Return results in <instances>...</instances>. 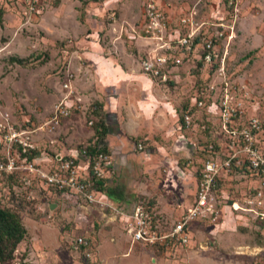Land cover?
<instances>
[{
  "label": "rangeland",
  "instance_id": "1",
  "mask_svg": "<svg viewBox=\"0 0 264 264\" xmlns=\"http://www.w3.org/2000/svg\"><path fill=\"white\" fill-rule=\"evenodd\" d=\"M152 13L162 25L156 36L146 32ZM187 36L190 52L178 44ZM210 41L219 58L203 63ZM164 55L169 82L143 69L145 60ZM111 62L129 72L123 83L105 80L102 69ZM226 84L264 130V0H0V206L27 230L4 264H264V220L256 213L264 214V201L251 205L254 212L231 207H246L263 178L238 165L223 171L213 192L218 214L194 220L187 245L161 249L128 234L127 215L141 204H151L171 230L197 203L203 163L226 160L220 116L209 110L219 96L211 88ZM108 98L119 102V124L107 117ZM59 107L69 116L56 124ZM189 108L192 123L182 128ZM104 127L114 131L115 146L105 141L113 165L104 190L121 192L123 200L89 204L49 187L37 170L48 172L72 148L94 146V130ZM124 136L126 147L116 148ZM18 140L39 151L36 162L23 157ZM31 164L34 172L26 169ZM80 236L87 251L71 249Z\"/></svg>",
  "mask_w": 264,
  "mask_h": 264
},
{
  "label": "built area",
  "instance_id": "2",
  "mask_svg": "<svg viewBox=\"0 0 264 264\" xmlns=\"http://www.w3.org/2000/svg\"><path fill=\"white\" fill-rule=\"evenodd\" d=\"M157 17L159 18L160 14L152 13L150 15L152 23L147 26L146 30L148 34L153 36H156L162 27ZM156 39L163 40L161 37H157ZM190 39V36L179 39L178 44L182 50L192 51L193 43ZM176 45L170 44V49L175 48ZM163 47H169V45ZM204 50L205 54H203L202 59H205V62L213 63L219 58L212 41L207 42ZM169 59L164 55V57H154L145 60L143 62L144 72L152 78L169 82L168 74L165 73ZM219 89L216 90L215 87H212L210 90L211 93L216 91L219 94L214 103L211 104L210 109H216L220 116L222 133L226 136L229 148L226 160L221 162L220 158H217V160L214 158L203 163L198 177L197 203L186 217L172 226L171 230H168L163 225L162 220L156 214H153L152 208L147 210L142 204L136 206L131 214L127 215L128 234L132 237L134 243L165 248L175 244L187 245L190 240V224L199 216L206 218L208 215L218 214L213 202V192L219 185V179L223 171H230L232 166L235 165L240 166L249 175L253 174L259 178H263V182H261L259 188L250 192L246 200V207L241 206L236 201L231 204L232 209L236 212H254L251 209L252 204L256 202L260 206L262 205L264 201V146H262L261 142V136L264 132L263 125L257 117L247 118L245 116L242 105L234 102L235 97L232 95L233 93L230 89L227 88V84ZM196 105L199 108L206 106L203 100H197ZM68 109L59 107L51 122L59 124L61 118L69 116ZM185 123L188 127L192 123V117L189 112L185 116ZM18 143L23 145L25 148L24 152L35 149L32 145L21 143L19 140ZM210 149L213 152L214 147H210ZM139 150H143L141 144L139 145ZM82 155L86 158L84 166H81L76 157L58 155L55 157V163L47 170L48 172H42L39 169L37 171L49 187L56 188L62 195H71L77 201L83 200L89 204H94L103 199V194L94 188L92 180L93 178L100 180L105 178V171L110 164L111 158L107 153L103 152L92 157L87 148L82 151ZM26 159L28 161L27 157ZM0 168L4 170L2 165ZM8 169L12 170L14 166L8 165ZM26 169H30L32 172L36 170L33 164L28 168L26 167ZM251 198L253 201H251ZM256 213L261 220H264L263 213ZM166 230L168 231L166 232ZM82 246L88 247V240L81 236L77 237L72 244L73 250L79 251ZM41 261L43 262L44 260Z\"/></svg>",
  "mask_w": 264,
  "mask_h": 264
},
{
  "label": "trees",
  "instance_id": "3",
  "mask_svg": "<svg viewBox=\"0 0 264 264\" xmlns=\"http://www.w3.org/2000/svg\"><path fill=\"white\" fill-rule=\"evenodd\" d=\"M202 61L203 63H205V59H202ZM17 62L19 64H22L24 61L17 60ZM201 99H203V97ZM189 113L191 114L192 110L189 111ZM182 121L185 123V116L183 117ZM102 126H104L103 123H102ZM106 133H107V129L105 127L103 131L98 132L101 138H104ZM87 149H88L89 154L92 157H95L101 152L108 153L107 148L105 147L104 144H98L97 146H90ZM19 150H21V152L24 153L23 157H27L29 162L35 159L36 155L39 153V151L36 148L33 150H28V152H24L25 148L23 146H19ZM92 181L94 183L95 189L101 192H105L103 180L93 178ZM53 189L56 190L57 192L56 188H53ZM108 195L110 197H114V191H112L111 193H108ZM143 206L147 210H150L149 205L143 204ZM26 237H27V230L23 226L21 218L17 214L13 213L11 210L2 208L0 206V264H4L14 259V253L18 245L21 244L26 239ZM87 248L88 247L82 246L80 250L82 252L87 251ZM160 248L164 249V247H160ZM71 249H73L72 246H71Z\"/></svg>",
  "mask_w": 264,
  "mask_h": 264
},
{
  "label": "crops",
  "instance_id": "4",
  "mask_svg": "<svg viewBox=\"0 0 264 264\" xmlns=\"http://www.w3.org/2000/svg\"><path fill=\"white\" fill-rule=\"evenodd\" d=\"M107 70L106 71V75H105V80L106 79H108L109 80V82L110 83H112V85L114 86V85H116L118 82H120V83H123L126 79H128V74H129V72H127V71H124L123 69H122V67H118V66H115V65H113L112 64V62H111V65L109 64V66H107V68L104 66V69H102V70ZM148 83L150 84V81H148ZM111 88V87H110ZM109 88V89H110ZM114 96V95H113ZM114 98H116L115 96H114ZM153 98V96H149V99H150V101H151V99ZM155 98V97H154ZM110 103H111V105H109V108H112L111 110H110V114H108L107 115V117L109 118V120L110 121H112V123H113V125L114 124H119V121H118V118H117V115H118V106H119V102L116 100H113L112 98H108L107 99ZM198 100V99H197ZM154 101V100H153ZM149 103V107L151 108H153V107H155V105L152 103H150V102H148ZM113 104H115V107L113 106ZM169 108V110L168 111H170V112H172L173 111V109L172 108H170V106H168ZM192 107H194V106H192ZM114 109H116V110H114ZM192 110V108H189L187 111H185L183 114H184V116H186L187 115V113L189 112V111H191ZM209 110L210 111H213L214 109H210V106H209ZM152 111V110H151ZM174 112V111H173ZM151 112H150V110H149V112L147 113V115L148 114H150ZM181 122H182V128H185L186 127V123H184L182 120H181ZM103 130H104V128H102ZM94 130V133L95 134H92V135H95V136H97V139H95V141L93 142L94 144V146H97L98 144H104L105 143V141H107V142H109L110 143V147H111V149L112 148H114L115 146H113V144H112V142H111V139L113 138V134H114V131H112V129H111V127H108V128H106L107 129V133H106V135L104 136V138H101V136H100V134H98V132H101V131H103V130ZM121 132V131H120ZM119 132V133H120ZM75 133V132H74ZM122 133V132H121ZM107 137V138H106ZM124 139L123 140H120V142H118V144H117V147L116 148H119V149H121L122 148V150H124L123 148H125L126 147V143H127V141H126V137L124 136L123 137ZM94 139V136H91L88 140H86L87 142L88 141H92ZM75 141V140H74ZM73 141V138L72 137H69L68 138V140H67V142H74ZM105 145V147L107 148V154L108 155H110V148H108L107 147V144L105 143L104 144ZM92 146V145H91ZM90 147V146H89ZM68 152V155H70L69 157H76L77 159H78V161L80 160V161H82V163H83V165H81V166H84L85 165V161H86V158L82 155V153L81 152H79L77 149H70L69 151H67ZM114 154H115V152H114ZM60 155V154H59ZM61 156H63V155H61ZM45 158H47V161H52V160H50L51 158H49V157H45ZM111 158V157H110ZM120 158H122V157H120ZM124 158V157H123ZM112 159V158H111ZM33 161H35L36 162V158L35 159H33ZM32 162V161H31ZM39 163V162H38ZM55 163V162H54ZM54 163H52V164H48V166L50 167V166H52ZM112 165H113V163H112V161L110 160V164H109V166H108V170L110 169V167H112ZM199 177V176H198ZM103 181L105 182V179H103ZM198 181H199V179H198ZM106 183V182H105ZM104 183V184H105ZM108 193H111V192H108V191H105V192H102V194H103V196H102V198L104 199V201H106V199H111V200H113V201H118V202H120V201H122L123 200V198H124V195L121 193V192H119V193H115L114 192V197H110L109 195H108ZM52 205H55V208H56V204H51V206ZM143 205V204H142ZM146 205H149L150 206V208H153V206L151 205V204H146ZM135 208V207H134ZM134 210V209H133ZM132 210V211H133ZM131 211V212H132ZM131 212L129 213V214H131Z\"/></svg>",
  "mask_w": 264,
  "mask_h": 264
},
{
  "label": "water",
  "instance_id": "5",
  "mask_svg": "<svg viewBox=\"0 0 264 264\" xmlns=\"http://www.w3.org/2000/svg\"><path fill=\"white\" fill-rule=\"evenodd\" d=\"M54 209H55V205H52V206H51V210H54Z\"/></svg>",
  "mask_w": 264,
  "mask_h": 264
}]
</instances>
